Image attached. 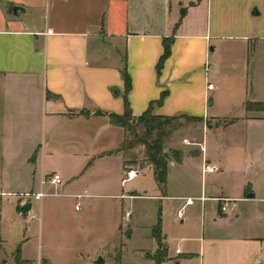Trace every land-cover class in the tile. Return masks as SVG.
I'll list each match as a JSON object with an SVG mask.
<instances>
[{"label":"crops","instance_id":"1","mask_svg":"<svg viewBox=\"0 0 264 264\" xmlns=\"http://www.w3.org/2000/svg\"><path fill=\"white\" fill-rule=\"evenodd\" d=\"M255 3L0 0V199L2 209L4 198L14 197L12 206L28 224L19 244L26 264H115L118 246L127 244L134 264H157L147 253L159 248L153 235L159 220L168 248L161 264H264V110L246 108L264 102L258 53L264 34L250 17L261 16L264 6ZM236 13L251 24L239 35L232 34ZM173 34L171 55L158 72L164 39ZM223 38L244 40L248 53L253 48L248 66L257 69L248 72L245 113L238 117L212 111L219 97L208 83V59L217 50L213 40ZM125 69L135 117L164 90L153 114L203 117L188 142L165 149L172 157L167 185L152 195L136 193V186L131 194L120 190L131 168L139 170L137 177L145 168L154 174L148 161L130 167L122 150L125 130L110 118L125 110ZM206 161L220 169L204 175ZM52 173L62 183H43ZM39 192L44 196L36 199ZM187 197L195 200L180 218ZM221 197L233 199L235 208L222 212ZM26 198L28 212L21 208ZM80 198L84 208L77 210ZM137 198H160L161 214L146 220V204L136 215L124 214L123 200L132 206ZM30 220L38 222V232ZM29 238L37 260L28 254ZM100 256L104 263H97Z\"/></svg>","mask_w":264,"mask_h":264},{"label":"rangeland","instance_id":"2","mask_svg":"<svg viewBox=\"0 0 264 264\" xmlns=\"http://www.w3.org/2000/svg\"><path fill=\"white\" fill-rule=\"evenodd\" d=\"M234 1L238 2L239 6H242V2L244 0ZM255 2V5L258 6V8L259 5L264 6V0H255ZM250 17L255 19L252 24V28L254 29L256 26H259L261 27L260 33L264 34V9L261 16ZM233 21L238 27L237 29L232 30V34L234 35L245 33L247 30L245 28L251 25L246 19V15L241 13L233 14ZM239 23L241 24L240 28L238 26ZM213 43L214 45H217V50L212 52L210 58L208 59V67H210L208 70V83L211 82L217 86L216 91L219 100L217 105L213 106L212 111L219 112L218 115L222 118L242 116L245 113V108L243 107L241 100L246 98L247 88L250 87L251 83V78L248 77V72L250 71V76H253L255 72L257 73V69L255 67L252 69L251 63L250 66H248V62H250L252 59L253 48H251L250 52L248 53L246 48L247 46L245 45L246 42L240 38H223L221 40H213ZM258 53L262 56L260 57L259 67H263L264 48L262 45L259 46ZM241 94L244 95L240 97ZM200 124V122L195 120L181 118L174 129L170 128L167 130L168 135L163 138L166 149H171L172 146H179L182 142L185 143V139L187 138L191 139L192 136L196 134V130L194 128L199 127ZM138 133H142V129L140 127H138ZM125 151L126 156L129 159L128 162L131 163L130 167L139 168L144 166L145 161H148L146 158V149L143 144H138L132 148V150L127 149ZM169 160H172V157H169ZM134 186H136L138 190L136 193L145 194L144 190H149V194L152 195L155 193V189L159 187V184L155 180L154 174L145 168L136 179L126 182L125 187L123 189L121 188L120 190L124 193L131 194L132 192H135L132 190V187ZM7 199L10 200L8 201ZM12 200H14V197L4 198V205L1 209L2 200L0 199V239L2 243L1 260L5 261L6 264H14L16 250L20 248L19 244L22 246L23 242L27 239L25 235V227L28 224L22 220L23 215L19 214L18 209L12 206ZM84 201L85 198H80L77 200L79 206L77 210L84 208ZM123 201L126 203V207L123 211L124 214L130 210L131 212L134 211V214L136 215L140 210H143L145 204L147 210L146 220L153 218L156 214H158L159 210L160 214L162 212L160 209L162 200H160V198H137L134 202H132L134 207L133 204L131 206L129 199H125ZM163 201L166 203V200ZM24 216H26V213H24ZM29 223L31 230L35 228L38 232V222L31 221ZM32 234L33 233H31V236ZM32 238L34 237L32 236ZM29 241L30 244L28 245L30 246V249L28 254L33 259L37 260V245L35 244L34 246V240L30 238ZM132 247L133 246H131V244L119 245L115 252L118 254H115L114 263L134 264L132 257L134 248Z\"/></svg>","mask_w":264,"mask_h":264},{"label":"trees","instance_id":"3","mask_svg":"<svg viewBox=\"0 0 264 264\" xmlns=\"http://www.w3.org/2000/svg\"><path fill=\"white\" fill-rule=\"evenodd\" d=\"M187 8L181 9V20L186 16ZM179 22V23H180ZM176 24V27L179 25ZM174 41V34L164 39V52L160 57L158 63V72L161 71L165 61L171 55V46ZM123 77L126 83V99L125 110L123 114H111L110 118L113 124L121 126L125 130V140L122 145V150H129L134 148L138 144H143L146 149V158L153 165L154 176L162 191L165 190L167 185L168 167H169V153L165 152L164 137L168 135V129L177 125L181 118L195 120L198 122L203 121V117L190 116V115H173V116H161L153 114V105L162 104L167 91L164 90L161 93L160 98L151 103L148 109L138 117H135L132 113L129 105L127 94L131 88V80L128 73L123 70ZM246 108L248 110H264V102H247ZM138 127L142 129V133H138ZM181 157V152H177ZM153 235L159 242V248L154 254L147 253L148 257L153 258L157 264H161L168 258V248L163 242L162 225L159 220L156 227L153 229ZM2 243L0 239V264H6L1 260ZM27 261L21 257V249L18 248L15 253V264H26Z\"/></svg>","mask_w":264,"mask_h":264},{"label":"built area","instance_id":"4","mask_svg":"<svg viewBox=\"0 0 264 264\" xmlns=\"http://www.w3.org/2000/svg\"><path fill=\"white\" fill-rule=\"evenodd\" d=\"M208 88L210 90H212L214 88V85L209 84ZM185 142H188V140L185 139ZM200 145H202V144H200ZM202 149L204 150V147H202ZM219 169H220V167L217 164L209 163L206 161L205 164L203 165L202 171H203V174L206 175V174L211 173V172H216ZM138 173H139L138 169H135V168L129 169L126 172V177L124 179V182L134 179L135 177H137ZM45 182L52 183L55 185H59L60 183H62V178L59 174L52 173V174L45 177V179L43 180V183H45ZM33 195L35 196L36 199H41L44 196V193L39 192V193H34ZM82 196H83V194L78 195V197H82ZM127 196L132 197V195H127ZM206 198H207L206 196H202L199 199L205 200ZM184 199H185V205L181 209H179V211H178V216L180 218H184L186 207L188 205L193 204L194 200H195V198H193V197H187ZM218 200L220 202V209L222 212H228L229 210H233L236 206L235 201L231 198L221 197ZM78 207L79 206L77 205L76 208L78 209Z\"/></svg>","mask_w":264,"mask_h":264},{"label":"water","instance_id":"5","mask_svg":"<svg viewBox=\"0 0 264 264\" xmlns=\"http://www.w3.org/2000/svg\"><path fill=\"white\" fill-rule=\"evenodd\" d=\"M10 9H13V10H16L17 7L15 6H11ZM213 104V96L210 97L209 99V105H212ZM252 196V195H251ZM22 210L25 211V212H28L31 208V202H30V199L29 198H26L21 206ZM105 260L102 256L98 257L97 259V263H104Z\"/></svg>","mask_w":264,"mask_h":264}]
</instances>
